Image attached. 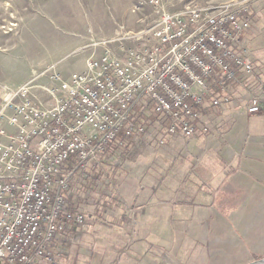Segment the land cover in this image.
Returning <instances> with one entry per match:
<instances>
[{"label":"built area","instance_id":"built-area-1","mask_svg":"<svg viewBox=\"0 0 264 264\" xmlns=\"http://www.w3.org/2000/svg\"><path fill=\"white\" fill-rule=\"evenodd\" d=\"M250 23L248 7L230 2L163 11L141 47L107 51L67 78L54 74L46 97L26 85L10 90L0 109V264H58L52 242L85 222L83 212L66 208L73 177L100 164L114 141L124 146V137L146 133L133 116L137 106L150 102L168 133L195 136L205 100L230 102L228 84L253 72L238 51ZM261 108L250 92L247 112Z\"/></svg>","mask_w":264,"mask_h":264},{"label":"crops","instance_id":"crops-1","mask_svg":"<svg viewBox=\"0 0 264 264\" xmlns=\"http://www.w3.org/2000/svg\"><path fill=\"white\" fill-rule=\"evenodd\" d=\"M257 13L255 21H251L241 37L244 51L238 48L251 60L253 72L250 75L241 73L240 76L246 78L245 85L228 84L230 102L214 107L211 98L205 100L200 107L202 119L195 136L172 135L167 132V126L162 127L160 121H154L150 128L156 133L146 131L124 137V147L106 150L100 164L91 165L86 172L78 171L73 177L66 206L83 212L85 220L87 213L94 211H87L92 205L95 210L104 207L105 213H118L125 203H150L146 209L149 216L144 227L146 232L152 219L154 226L163 219L162 210L157 208L163 204L155 205L152 201L174 200L177 217L186 222L182 236L177 234L172 241L174 248L157 247L160 261L153 258V243L146 246L144 241L143 246L129 248L123 253L124 261L125 258L129 260L119 264H247L253 255L264 256L261 254L264 252V215L247 218L241 212H234L240 211L238 206L245 200L264 204V112H247L250 92H258L264 103V8ZM216 79L210 78L209 82L218 95ZM143 114L146 115V111ZM140 120L145 122L143 118ZM203 126H207L208 131H203ZM161 139L163 144H159ZM93 168L101 173L96 182L104 191L103 198L94 204L85 200L88 195L85 185L92 177ZM246 169L255 170L259 175V191L253 192L251 185L246 186ZM196 200L201 201L196 203ZM167 206L171 207L172 203L163 205ZM217 212L220 224L202 223V220L209 221L206 216L212 218ZM69 226L73 225L67 228ZM153 232L160 235L151 229L147 235L152 237ZM65 233L56 236L53 247ZM131 253H138L139 257ZM166 254L174 262L169 256L166 258ZM68 259L66 264H70Z\"/></svg>","mask_w":264,"mask_h":264},{"label":"rangeland","instance_id":"rangeland-1","mask_svg":"<svg viewBox=\"0 0 264 264\" xmlns=\"http://www.w3.org/2000/svg\"><path fill=\"white\" fill-rule=\"evenodd\" d=\"M223 2L248 7L251 21H255L259 9L264 8V0H0V109L4 96L13 88L22 85L33 87L34 96L43 98L47 96L44 88L54 86L51 78L54 74L67 78L73 72L84 71L89 59L99 58L107 51L121 56L129 47H141L145 41L144 32L157 22L163 11L181 12L195 4L206 9ZM215 74L218 76L220 72ZM245 79L240 78V83H231L245 85ZM256 94L259 95L258 92ZM261 111L264 112V103ZM146 115L147 131L156 133L149 122H163L152 108H148ZM250 123L248 121V125ZM244 172L246 186L251 185L253 192L259 191L261 182L256 171L246 169ZM95 183L94 186L90 183L85 185L88 194L85 200H90L92 204L101 200L104 193L100 184ZM156 201L152 202L155 205L172 203V206L157 207L162 210L163 219L154 226L153 217L150 218L151 225L146 232L144 227L149 222L146 209L150 203H125L118 213H105L104 207L95 210L91 204V210L87 211H94L87 213L85 222L80 226H69L64 237L58 238L55 243L53 252L57 256V263L66 264V258H70V264L124 263L129 259L125 258L124 261L123 253L129 248L143 246L144 241L146 246L153 243V258L160 261L157 247L163 246L167 250L174 248L172 241L177 234L182 236L181 230L186 227V222L177 217L178 208L173 206L174 200ZM200 201L196 200V203ZM238 207L240 211L234 212H241L247 218L264 215V204H259L258 200H245ZM154 210L151 212L154 213ZM217 215L218 212L212 218L206 216L209 221L202 220V223L220 224ZM150 229L160 235L156 236L153 232L150 237L147 235ZM130 255L139 257L138 253ZM256 256L253 255L247 264H258L264 260V256ZM169 259L174 262L171 256ZM138 261L135 260L136 263Z\"/></svg>","mask_w":264,"mask_h":264},{"label":"trees","instance_id":"trees-1","mask_svg":"<svg viewBox=\"0 0 264 264\" xmlns=\"http://www.w3.org/2000/svg\"><path fill=\"white\" fill-rule=\"evenodd\" d=\"M238 51H240L241 52V50L239 49ZM232 67L236 70V67L234 66V65H232ZM148 108H152V105H151V103L150 102H148V104L145 106V105H139V107L137 108V112H136V115L134 114L133 116L135 117V118H137V119H140V118H143V119H145V117L147 116V115H144L143 114V109H145V110H148ZM153 111V110H152ZM153 113H155V112H153ZM156 114V113H155ZM158 115V114H157ZM159 116V115H158ZM160 117V116H159ZM161 119V121L163 122L162 123V127H163V125H164V127H166L167 126V121L166 120H164V119H162V118H160ZM145 122L147 121L146 119L144 120ZM144 122V124L146 125V123ZM148 123V122H147ZM150 124H151V122H149V126H150ZM146 128H147V125H146ZM123 134H121V137L123 138ZM126 138V137H125ZM124 138V139H125ZM124 146H125V144H124ZM124 146H119L118 145V142L117 141H114L111 145H109L108 146V148L106 149L107 151L109 150V149H111V148H113V149H119V148H121V147H124ZM91 175H92V177H90V179H89V181H88V183H90L92 186H94V185H96V179L99 177L100 178V175H101V173H99V171H97L96 169H92L91 170ZM94 180H95V182H94ZM101 180V179H100ZM91 186V189H94V187H92ZM95 189H96V187H95ZM67 207V206H66ZM68 209H71L69 206L67 207Z\"/></svg>","mask_w":264,"mask_h":264},{"label":"bare ground","instance_id":"bare-ground-1","mask_svg":"<svg viewBox=\"0 0 264 264\" xmlns=\"http://www.w3.org/2000/svg\"><path fill=\"white\" fill-rule=\"evenodd\" d=\"M258 264H264V260L263 261H260Z\"/></svg>","mask_w":264,"mask_h":264}]
</instances>
